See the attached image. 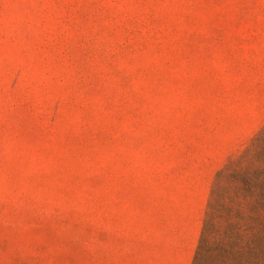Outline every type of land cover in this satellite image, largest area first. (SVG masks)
Listing matches in <instances>:
<instances>
[{
    "label": "rangeland",
    "instance_id": "1",
    "mask_svg": "<svg viewBox=\"0 0 264 264\" xmlns=\"http://www.w3.org/2000/svg\"><path fill=\"white\" fill-rule=\"evenodd\" d=\"M263 126L264 0H0V264H190Z\"/></svg>",
    "mask_w": 264,
    "mask_h": 264
},
{
    "label": "trees",
    "instance_id": "2",
    "mask_svg": "<svg viewBox=\"0 0 264 264\" xmlns=\"http://www.w3.org/2000/svg\"><path fill=\"white\" fill-rule=\"evenodd\" d=\"M190 264H264V126L216 171Z\"/></svg>",
    "mask_w": 264,
    "mask_h": 264
}]
</instances>
